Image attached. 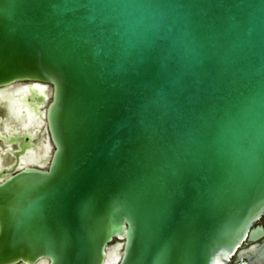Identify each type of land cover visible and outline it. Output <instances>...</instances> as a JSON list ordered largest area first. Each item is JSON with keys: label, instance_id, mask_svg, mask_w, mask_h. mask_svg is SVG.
<instances>
[{"label": "water", "instance_id": "water-1", "mask_svg": "<svg viewBox=\"0 0 264 264\" xmlns=\"http://www.w3.org/2000/svg\"><path fill=\"white\" fill-rule=\"evenodd\" d=\"M21 83L52 152L0 183V264H264V0H0Z\"/></svg>", "mask_w": 264, "mask_h": 264}, {"label": "flooded vegetation", "instance_id": "flooded-vegetation-1", "mask_svg": "<svg viewBox=\"0 0 264 264\" xmlns=\"http://www.w3.org/2000/svg\"><path fill=\"white\" fill-rule=\"evenodd\" d=\"M25 86V83H21L0 89V176L1 174L4 175L3 178L0 177V183L25 168L47 169L44 162L48 160L52 152L44 123L34 114H30L28 102L26 104L21 103ZM25 135H29L31 139L29 140ZM12 169H15L13 173H4V171L10 172ZM255 226H260L264 230V215ZM262 241L260 240L256 244H260ZM252 245L255 244L245 241L231 257L232 264H240L242 262L240 255Z\"/></svg>", "mask_w": 264, "mask_h": 264}, {"label": "bare ground", "instance_id": "bare-ground-1", "mask_svg": "<svg viewBox=\"0 0 264 264\" xmlns=\"http://www.w3.org/2000/svg\"><path fill=\"white\" fill-rule=\"evenodd\" d=\"M18 89V88H17ZM13 103H14V101H13ZM12 104V103H11ZM15 104V103H14ZM13 105V104H12ZM11 108V107H10ZM23 110V109H22ZM12 112V111H11ZM13 112H14V109H13ZM15 115H17V114H15ZM20 117V116H19ZM21 117H22V115H21ZM28 119V118H27ZM31 120H32V118H31ZM30 120V121H31ZM33 120H35V119H33ZM38 121V120H37ZM26 124V123H25ZM27 125V124H26ZM48 149V148H47ZM46 149V151L48 152V150ZM45 151V152H46ZM47 154V153H46ZM34 161V160H33ZM118 260V256H114V255H112L110 258H109V260H108V262L106 263V264H110L111 262H116Z\"/></svg>", "mask_w": 264, "mask_h": 264}]
</instances>
